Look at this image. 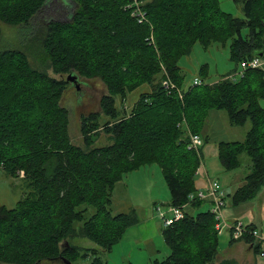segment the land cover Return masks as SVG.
<instances>
[{
	"label": "trees",
	"instance_id": "16d2710c",
	"mask_svg": "<svg viewBox=\"0 0 264 264\" xmlns=\"http://www.w3.org/2000/svg\"><path fill=\"white\" fill-rule=\"evenodd\" d=\"M47 1L0 0V23L20 32ZM59 3L69 17L48 20L38 36L33 32L19 44L3 40L0 26V169L31 189L14 207L0 205V264H64L63 259L81 264V258L88 259L86 264H108L99 251L110 252L137 221L133 210L112 213L116 183L152 164L160 169L169 205L183 211L162 228L169 254L152 264H214L219 230L213 213L185 210L204 201L190 197L198 190L194 179L201 154L188 148V132L200 135L212 109L224 110L234 125L249 120L242 140L221 141L217 148L226 169L239 166L240 154L249 156L250 172L232 202L253 198L264 183V70L247 68L238 79L226 75L208 83L204 64L202 83L184 89L178 60L196 42L207 48L229 41L230 59L237 65L260 52L263 57L264 0H243L244 18L222 11L217 0H144L142 22L130 14L129 0ZM30 41L38 65L56 74L96 77L105 87L100 111L81 117V145L72 142L70 110L61 103L69 82L31 64L23 50L30 49ZM141 85L148 90L139 93L129 112L120 108L118 99L125 101ZM99 132L110 143L94 145ZM83 204L94 209L87 218L86 206L79 208ZM75 222H81L79 228ZM74 237L99 249L81 248L72 243ZM236 241L252 244L258 254L260 245L250 235L230 237V243ZM217 264L249 263L228 257Z\"/></svg>",
	"mask_w": 264,
	"mask_h": 264
},
{
	"label": "rangeland",
	"instance_id": "374dc122",
	"mask_svg": "<svg viewBox=\"0 0 264 264\" xmlns=\"http://www.w3.org/2000/svg\"><path fill=\"white\" fill-rule=\"evenodd\" d=\"M61 0H48L46 5L32 18L30 26L20 32L14 33L12 28L0 23L3 30L4 39L8 37L19 44L24 36L29 37L31 33L38 36L41 26L50 19L66 20L69 15L59 10L58 5ZM67 1V0H66ZM70 1V0H69ZM222 11L232 14L235 17L244 18L243 0H217ZM14 34L11 36V33ZM24 38V39H25ZM229 44L224 45L212 43L207 48H203L199 42L192 45L188 54L183 55L178 60L180 72L183 75V88H187L193 83L194 78L203 77L199 75V69L206 64L205 82L212 83L221 77L230 75L233 79H238L240 74L239 65L230 59ZM30 49L23 47L28 54L31 64L45 70L55 78L65 79L70 73L56 74L52 69L43 65H38L30 55L34 44L28 43ZM29 48V47H28ZM261 67L264 70V57L261 59ZM77 77V76H76ZM78 84L73 85L71 81L62 96L61 103L70 110L69 133L72 142L82 144L80 134V123L83 115L90 112H99V98L105 93L102 81L96 77H77ZM148 90V85H141L128 94L125 101L118 99V106L129 112L133 102H135L142 91ZM264 105V100L261 101ZM105 116L101 117L105 119ZM250 122L247 120L243 125L231 124L224 110H209L204 125L200 130L202 144L200 150V164L195 175L194 183L197 191H204L209 181H217L220 189L224 193L225 204L222 208L223 217L226 221H239L243 225L252 221L256 227L264 234V183L258 193L251 199L233 204V192L243 184L244 177L251 169V161L246 153L239 155V166L234 169H226L218 158L217 145L221 141H240L244 138ZM95 138L94 145H105L110 143L109 136L104 132H99ZM149 171H134L126 174L115 186V203L111 207L112 212L119 209L130 212L134 211L137 217L136 223L127 228L122 238L113 245L110 252H100V256L108 264H152L155 259L162 260L169 254V248L162 236L163 220L154 206L159 205L167 217H172L170 208V195L164 182L159 167L156 164L144 166ZM153 169V171H150ZM140 172V173H136ZM31 189L25 180L19 177H12L0 169V205L12 208L18 199L27 195ZM118 198V200L116 199ZM153 198V199H152ZM156 201L155 204H151ZM86 206L85 217H89L94 209ZM152 206V211H151ZM211 208L208 200H204L199 207L187 206L185 210L191 214L205 211ZM150 212V213H149ZM149 213V214H148ZM81 222H75L74 227L79 228ZM72 243L81 248L99 247L89 239L74 237ZM242 245H245L242 242ZM264 250V243L261 244ZM255 264H264V256L252 253ZM232 257L242 261V257L237 252V246L230 244V230L228 226H221L218 232V250L214 260L217 264L222 258ZM88 259L81 258L77 262L86 264ZM42 264V263H40ZM49 264V263H44ZM51 264H63L56 262Z\"/></svg>",
	"mask_w": 264,
	"mask_h": 264
},
{
	"label": "built area",
	"instance_id": "2783aa9c",
	"mask_svg": "<svg viewBox=\"0 0 264 264\" xmlns=\"http://www.w3.org/2000/svg\"><path fill=\"white\" fill-rule=\"evenodd\" d=\"M143 1L144 0H129V3L126 6L130 9V14L134 16L138 22H142L146 17L145 11L142 8ZM263 57L254 56L249 60L241 61L239 63V68L241 70L239 71L240 76L247 68H255L261 66L262 64L261 59ZM201 83L202 80L196 77L194 78L193 83L191 85H196ZM163 85L165 87H171V88L174 87L173 84H168L167 82H163ZM178 94L180 97L182 96V92L180 90L178 91ZM188 136H189L188 148H193L197 151L199 149V146L202 144L201 136L197 133H191V132H188ZM197 171L198 168L196 170V173ZM20 174L23 175L22 172H20ZM190 197L191 198L196 197L201 200L209 201V203L211 204L210 211L214 215V218L216 220V228H218V230H220L221 226L223 225L228 226L230 230V237H232L233 239H239L242 235L248 234L253 238L256 244L261 246V244L264 243V234L257 227L249 228L247 226L248 224L243 225L239 221L238 222L235 221L231 224H226L222 213V208L225 204L224 193L220 189L217 181H209L208 186L204 191H197L194 194H191ZM154 209L159 213L160 217H162L164 227L170 225L171 223H173L175 220L179 219L183 215L182 208L178 206H170L169 212H171L172 217H167L166 213L161 210V207L159 205L154 206ZM260 246L258 249V254L260 256H264V250H262Z\"/></svg>",
	"mask_w": 264,
	"mask_h": 264
},
{
	"label": "crops",
	"instance_id": "0c3cea01",
	"mask_svg": "<svg viewBox=\"0 0 264 264\" xmlns=\"http://www.w3.org/2000/svg\"><path fill=\"white\" fill-rule=\"evenodd\" d=\"M144 169H146V171H149L148 170V168H144V167H142V168H140V169H138V170H136V171H145ZM150 171H153V169H151ZM134 172V171H133ZM132 172V173H133ZM136 173H140V172H136ZM130 174V173H129ZM115 188H114V190H113V193H112V199H111V207L114 205V203H115ZM118 198H120V197H116V199L118 200ZM153 199V198H152ZM155 202L156 201H152V203L151 204H155ZM120 211H114V214H116V213H120V212H125V211H123V210H121V209H119ZM111 211H112V209H111ZM151 211H152V206H151ZM113 213V212H112ZM150 213V212H149ZM148 213V214H149ZM225 219V218H224ZM225 222H226V224H231V223H233L234 222V220H229V221H226L225 220ZM248 223H251V224H253V225H255L252 221H250V222H248ZM256 226V225H255ZM242 242H244V241H236V242H233V243H230V244H232V245H235V246H237V252H238V254L242 257V261L241 262H244V263H249V264H255L254 262V258H253V256H252V253H254V251H253V246H252V244H250V243H247V242H244L245 243V245H242ZM255 254V253H254Z\"/></svg>",
	"mask_w": 264,
	"mask_h": 264
},
{
	"label": "water",
	"instance_id": "95a60500",
	"mask_svg": "<svg viewBox=\"0 0 264 264\" xmlns=\"http://www.w3.org/2000/svg\"><path fill=\"white\" fill-rule=\"evenodd\" d=\"M261 54H262V53L260 52V53L258 54V56L260 57ZM66 80L71 81V82L73 83V85L78 84L77 77H76V75L73 74V73H70V74L67 76ZM63 262H64V264H71V262H70L69 260H67V259H63Z\"/></svg>",
	"mask_w": 264,
	"mask_h": 264
}]
</instances>
